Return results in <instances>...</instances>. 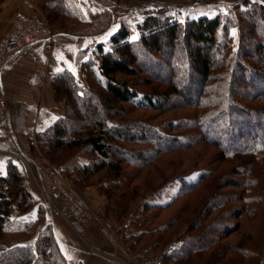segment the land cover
Returning a JSON list of instances; mask_svg holds the SVG:
<instances>
[{
	"label": "trees",
	"instance_id": "trees-1",
	"mask_svg": "<svg viewBox=\"0 0 264 264\" xmlns=\"http://www.w3.org/2000/svg\"><path fill=\"white\" fill-rule=\"evenodd\" d=\"M3 1L0 0V4ZM40 5L49 19L61 16L73 19L76 24L82 25L89 23L99 10H97L90 20L84 22L79 19L78 5L72 0H66V3L63 0H41ZM250 5L251 7L244 10L243 16H241L243 27L240 33H242V36L245 35L244 33H247L245 27L247 23L249 25L251 23L252 27L255 26L254 9L264 11V5ZM193 10V8H190L189 11L192 12ZM175 11L150 15L141 24H133L127 13L118 14L115 24L118 20L120 22V19L121 23L119 24L118 22V26L115 29L112 27L110 32L100 38L96 48L92 52L99 57V62L95 66L88 64L86 68L88 69V77L94 79V82L98 83L106 92L103 97V102H106V105L103 107L105 115H103L104 113L99 105H96L94 102L92 92H87L86 90L80 94L76 90L77 87L75 85L71 86L69 84L66 86L65 81L69 75L68 70H63L56 74L52 79L54 92L60 100H66L67 110L69 109L68 95H72V92L77 94L84 107L83 114L89 122L91 131L86 133L75 131L71 133L66 129L63 119L58 117L44 129L36 131L35 135L31 137L32 139L28 141L31 151L34 150V145L37 144L38 147H41L42 153L48 157L56 153L59 154L63 150V147L77 149L86 146L98 158L95 164L90 162L83 164L81 167H76L77 163L72 158H69L59 165L64 172L62 174L64 177L66 176L67 178V176L78 171L82 175V177L80 176L82 182L86 184L89 175L104 167H107L115 176L120 177L121 164L145 168L164 153L173 149L180 150V147L188 149L195 144L188 142L187 139L181 138V136L170 137V135L162 133L156 127L153 129L149 128L155 133L152 134L156 138V143L154 142L155 149L149 150L145 148L132 152L114 146L112 144L114 140L126 143L143 142L148 135L147 133L137 135L132 131L131 125L122 120L114 122L116 126H111L110 122L113 121L109 117L117 102L131 104V107L135 109L162 110L165 101L169 100L171 92H174L184 100V105L196 109L207 106L216 107L220 105L219 102H225V110L221 114H214V119L228 116L229 121L234 122L236 127L238 126L237 122L242 119V116L248 121L256 117L258 111L237 103L232 98L233 96L231 97V94H235L236 96L238 94L232 93L230 90H234L235 86H245L250 90V94L245 95L248 96L245 97L246 100H264V44L257 42L256 46L260 56H257L253 50L247 49L246 44H239V52H236L235 55L229 51L230 47L227 41L228 26L224 22L222 23L220 15L208 16L207 14H200L195 18L187 17V19L183 20L179 18L181 10H178L176 14ZM121 15H126V18H121ZM262 17H264V12ZM133 27L136 28L138 33V38L135 40H131L130 38ZM109 34L108 43L110 44V48L108 47L105 50L106 44L103 40ZM179 43L181 44L180 47L178 46ZM151 52L158 56L160 55L173 70L176 68L179 72L182 71L181 73L185 71L183 75L186 84L181 85L184 82L182 80L180 83L175 82L173 80L174 74L168 75L161 80L164 83H168L169 88L162 95H158L140 92L127 82L116 78L117 75H135L137 73V69L134 67L135 64L148 71L153 70L150 66L155 65L156 59L152 58ZM239 55H242L243 59L246 58L254 61L255 66L249 67L247 65L249 61L247 60L243 62L238 60ZM147 60L148 63L146 62ZM222 86H227L226 90L229 93L225 94V96L216 95L214 90L223 88ZM211 89H213L211 93H214L217 98H215L214 104L207 105L205 103L206 99H203V97ZM192 96H194L193 100ZM211 121L210 119L209 122ZM133 124L132 126L136 125ZM174 125L179 126L178 123ZM186 125L187 127L191 126L200 130V141H197L196 144L203 142L220 147L225 159H240L239 156L247 154L246 157H248L253 167L264 163V129L257 130V133H247L249 134V138L245 139L240 133L241 128L234 131L231 126L232 129H229L228 138H226L227 136L224 138L221 136L223 140H220L218 137L212 135L211 130L205 124L200 125V122H198L196 125L193 123ZM251 134L252 136H250ZM148 138L147 140H150ZM161 140V145H165L167 140H171L172 142H179L180 147L162 149L160 148L161 146H158V142ZM111 153L114 155L113 159L110 158ZM4 155L7 157V161L4 171L0 172V181L7 184V194L0 189V255L4 251L14 247L16 243H23L26 247L31 248L32 241L35 240L40 246V264H51L49 257L51 240L53 239L52 222L49 221V217L51 216L35 185L30 180L25 167L13 157ZM50 158L52 159V157ZM253 167L249 164L247 165V172L244 173L247 175V178L242 183L243 194L237 199L224 196L225 194L218 193V190H215L219 183L215 180L213 176L214 170L210 167L202 166L197 168L194 179L189 178L192 172L176 176L171 180L176 179L180 181L178 190L164 203H145L144 208L140 210L142 211L138 218V221L141 219L140 222H136V219L132 218L127 225L125 222L118 223V220L113 218L117 222L116 232L120 235V244L135 257L142 256L151 251L153 247L160 244V237L152 239L153 241L145 239V246H141L142 248L139 247L138 243L149 234L157 235L171 228L184 210H195L196 202L194 203L195 200L192 199V205L188 206L189 203L185 204L183 211L173 216L169 222L157 225L151 229L145 228L151 221L145 218L146 212L164 211L179 198L188 197L201 186H205L204 189H209L210 192L202 199V203L194 216L195 221L192 224H188L177 235L179 237L176 236L175 241L171 242L173 244L166 245L163 254V264L164 261L171 263L186 261L194 255L198 258L199 256H204V262L214 264V257L216 259L215 262L224 259L226 257V250L230 251L231 249L241 254L245 259L255 257L258 261L257 264H264L263 249H260L259 252H254L240 243H223L227 235L240 228L241 222L239 220L242 217L261 218V216H264V191H255L261 182L254 175ZM236 170L238 172L241 171L239 168H236ZM76 179L75 177L71 181L76 182ZM26 180L36 193L34 190L31 191L28 188ZM167 184L161 186L159 192L156 190L158 192L157 196L161 194ZM55 200L57 203L59 202L58 199ZM235 201L242 204L240 207L232 209V212L229 214L230 217L227 220L221 221V218H218L209 222L202 228V231L195 234L190 233L197 226H200L202 222H206L213 212L221 211V209L228 211L229 208H224L223 206ZM11 202H15L19 207L20 213L16 216L10 215L9 205ZM33 235L36 236L35 239Z\"/></svg>",
	"mask_w": 264,
	"mask_h": 264
},
{
	"label": "rangeland",
	"instance_id": "rangeland-1",
	"mask_svg": "<svg viewBox=\"0 0 264 264\" xmlns=\"http://www.w3.org/2000/svg\"><path fill=\"white\" fill-rule=\"evenodd\" d=\"M63 1L64 3H66V0ZM116 1L123 3H133L149 0ZM167 1L176 6V8L174 9L176 10L175 14L178 10H181V15L179 18L183 20L187 19V17L195 18L200 14H207L208 16L220 15L222 23L224 22L228 26L227 41L230 47L229 51L236 55V52H239V44H246L247 49L253 50L257 56H260V53L258 54L256 45L258 44L257 42H261L264 44V17H262L264 11L254 9L255 13L253 11V14H255V28L251 26V23L250 25L247 23L245 25L247 33H244V36H242V33H240L242 30L241 28L243 27L241 23V16H243L242 14L244 10L251 7L250 4L264 5V0H199L200 3L194 4L193 7H191L194 9L192 12L189 11L190 8L186 5L191 3L193 0ZM34 2L35 4H38L36 5L37 7H34V5H29V8L33 11L38 10L47 22L48 26L54 32L62 31L66 35V33L72 30H78L79 28L84 26L82 24H76L73 19L71 20L70 18L61 16L49 19V17L46 16L45 11L42 10V6L40 5L41 0H35ZM116 18L113 23L114 29L118 26L117 23L119 22L118 20V22L115 24ZM121 18L125 19L126 15H121ZM120 23L121 19L119 24ZM132 31L133 32L130 38L131 40H135L138 38V33L136 31V28L134 27ZM66 36L72 40V43L76 48V53L74 54L76 57L69 56L68 58L67 56L65 59L63 57H60L61 65H63V61H65L72 68V71L67 68L63 69L69 71V75L65 81V83L67 84L66 86H68L69 84H71V86L75 85V87H77L76 90L80 94L81 92H85L86 90L87 92H92L94 102L96 103V105H99L102 112L104 113L103 107L104 105H106V102H103V97L105 96L106 92L103 90V88L100 87L98 83L94 82V79L88 77V69L86 68V65L88 64H93V66H95L96 63L99 62V57L92 53L95 48H90L86 43H83V45H81L76 38L69 35ZM109 37L110 34L103 40V42L106 44L105 50L108 49V47L110 48V44L108 43ZM43 43L52 46L53 41ZM178 46L180 47L181 44L179 43ZM151 56L153 59H156L155 65L150 66L153 70L148 71L143 67H139V65L135 64L134 67H136L137 69V73L135 75H117L116 78L120 81L127 82L140 92L158 95H162L167 91V88H169V84L164 83V81L161 80L168 75L171 76V74H174L173 80L175 82L180 83L182 80L184 82L181 83V85L186 84V80H184L185 77L183 75L185 74V71L184 73H181L182 71L179 72L178 69L176 70V68L174 69V71L171 67H169V64H167L160 55L159 57L155 53L151 52ZM238 60L242 62L247 60L249 61V63H247L249 67L255 66L254 61L246 58L243 59L242 55H239ZM146 62L148 63V60ZM155 73L158 74V76H156ZM226 87L227 86L218 88L214 90V93H216V95L225 96V94L229 93L226 90ZM51 89L53 101L61 105V115L59 117L63 119L66 129L71 133L75 131L83 133L90 132L91 128L89 122L83 114L84 107L77 94L72 92V95H68L69 109L67 110L66 100L59 99L57 94L54 92L52 82ZM233 89L234 90H230V92L232 91V93H236L238 94V96H236L235 94H231V97L233 96L232 98L237 103H240L246 107L249 106L255 111H258V115L250 121L242 116V119L237 122V127L235 126L234 122L229 121L228 116H222L220 118L218 117L217 119H214V114H221V112L225 110V102H219L220 105L216 107L207 106L196 109L184 105V100L174 92H171L170 99L165 101L162 110L145 108L135 109L131 107V104L117 102L109 117L113 121L110 122L111 126H116L114 122L122 120L129 123L131 125L130 127L132 128V131L137 135L147 133V137H149L148 139L150 140H147V137L143 142L136 141L126 143L119 140H114L112 142L114 146H118V148H121L122 150L132 152L145 148H148L149 150L155 149L154 142L156 143V138L154 137V135H152L155 133L149 128L153 129L156 127H158V129L162 133L170 135V137L181 136V138H185L188 140V142L195 144L188 149H183L184 147H180L178 144L179 142L177 141L172 142L171 140H167L165 145H161V140V143L158 142V146H161L160 148L162 149L167 147H180L181 149H173L172 151L162 154L158 159L154 160L145 168H140L135 165L121 164L120 177L115 176L111 171L108 170L107 167H104L102 169L94 171V173L89 175L88 182L86 184L82 182V175H80L78 171L72 173L70 176H67L68 179L66 178V176L64 178L68 180L71 186L75 187L78 194L86 201L88 205L93 208V210L99 217L100 223H102V225H105L116 239L120 235L116 232L117 222L114 219L118 220V223L125 222L127 225L130 223V220L132 218L136 219V222H140L141 219L140 221H138L140 213L142 212L140 210L144 208L145 203H164L168 199H170L178 190L180 181L171 179L179 175L187 174L189 172H192L189 178L194 179L196 177V169L202 166L210 167L214 170L213 176L215 177V180H217V183H219L218 187L215 189L218 190V193H223L225 194L224 196L237 199L243 194L242 183H244L247 178V175L244 174L247 172V165L249 164L251 167H253L250 164V160L248 159V157H246L247 154H242L241 156H239L240 159H225L222 155V150L220 147L203 142L196 144L197 141H200V130L191 126L187 127L186 125L190 123L196 125L198 124V122H200V125L205 124L211 130L212 135L218 137L220 140H223L222 137L224 138L227 136L226 138H228L229 131L232 129L231 126L233 127L234 131L238 130V128H241L240 133L245 137V139L249 138V134L247 133H257V130H263L264 100H246L245 97L248 96L245 95L250 94V90L245 86H235ZM212 91L213 89L208 90L206 92V95L203 97V99H206L205 103L207 105L214 104L215 98H217L214 93H211ZM193 99L194 96H192V100ZM103 115H105V113ZM210 119L212 120L211 122H209ZM133 123L136 125H134ZM176 123H178L179 126H175L174 124ZM132 124L134 126H132ZM250 136H252V134ZM26 139L29 141L32 138L28 137ZM29 144V142L26 144V152L30 156L33 163H40L45 167L55 168L61 174H63L64 172L59 167V165L64 163L69 158H72L74 162L77 163L76 167H81L83 164H88L90 162H93L95 164L98 160V158L89 149H87L86 146L77 149H67L66 147H63V150L60 151L59 154L56 153L47 157L44 155V153H42V149H40L41 147H38L37 144L34 145L35 148L33 151H31V149L29 148ZM113 156V153H111L110 158L113 159ZM49 157H52L53 160L51 158L49 159ZM236 168H239L241 171L238 172ZM253 168L254 175L258 177L259 181L261 182V184L256 187L255 191L262 192L264 191V163ZM75 177L77 178L76 182H74L73 180L72 182L71 179H75ZM26 183L31 191L34 190L32 187H30L27 180ZM166 183L168 184L164 187L161 194L157 196L158 192L160 191L159 188ZM204 188L205 186H201L190 196L179 198L175 203H173L164 211H147L145 214V218L151 221L145 228L151 229L157 225L166 224L167 222H169L173 216L183 211V206L185 204L189 203L188 206L192 205V199L195 200L194 203L196 202L195 210H184L182 214L179 215L178 219H176L171 228L165 230L162 233H158L157 235L149 234L145 236L140 241V243H138L139 247L145 246V239L154 240V238L156 239L160 237V244L156 247H153L152 250L148 253H164L166 245L170 244L172 241H175V239L179 237L177 235H179L188 224H192V222L195 221L194 216L196 215L198 207H200L202 203V199L210 192L209 189L205 190ZM241 204L242 203L238 201L227 203L223 207H228V211H225V209H221V211L213 212L212 215H210V217L206 220V222H202L200 226H197V228L190 233L195 234L202 231V228H204L209 222L214 221L218 218H221V221H224L225 219L227 220L230 217L229 214L232 212V209L234 207H240ZM186 215L187 217H185ZM237 220L239 219L237 218ZM239 221L241 222L240 228L237 231L227 235L223 243H240L246 246V248L253 250L254 252H259L260 249L264 250V216H261V218L244 216ZM93 226L97 228L99 227V225L97 224ZM32 242L36 241L34 240ZM36 243H34V245L37 246L40 254V246L38 245V243L36 245ZM34 245L32 243V246ZM37 253L38 251L35 252V254ZM225 253L226 257L224 259L218 260L217 262H215L216 259H214V257V264L258 263L257 258L249 257L245 259L241 254L232 249L230 251L226 250ZM19 256L20 254L17 253L13 254L11 257H8V264H14L15 259ZM195 256L196 255L192 256L186 261L178 263L164 261V264H207V262H204V256H199V258ZM25 257L27 256L24 255V258ZM0 264L7 263L6 261L1 263L0 260Z\"/></svg>",
	"mask_w": 264,
	"mask_h": 264
},
{
	"label": "crops",
	"instance_id": "crops-1",
	"mask_svg": "<svg viewBox=\"0 0 264 264\" xmlns=\"http://www.w3.org/2000/svg\"><path fill=\"white\" fill-rule=\"evenodd\" d=\"M35 0H4L0 4V35L9 26L12 14H28L32 11L28 2L37 7ZM78 5L79 19L86 22L97 12L98 8L91 0H72ZM75 46L72 40L62 31L58 32L52 46L43 42L35 43L25 50L13 55L7 62L3 74L2 85L7 96L10 110V124L13 139L0 129V148L11 150L14 142L26 151L28 140L38 130L50 125L60 113V104L53 101L51 82L53 77L64 68L72 71L69 64L60 57L75 56ZM76 57V56H75ZM7 157L0 154V172L6 167ZM52 222L53 239L49 257L51 264H67L68 260L75 264H116L106 258L90 254L85 249V243L110 253L113 247L100 233L99 228L80 224L72 229L59 217H49ZM36 236L34 237V239ZM119 238V239H118ZM117 241L121 243L118 236ZM36 242H33V245ZM37 245V243H36ZM37 254H35L36 251ZM19 253L14 264H40L41 253L37 246L26 247L23 243H16L14 247L0 255L1 263L8 257ZM24 255L27 257L24 258ZM12 264V263H10Z\"/></svg>",
	"mask_w": 264,
	"mask_h": 264
},
{
	"label": "built area",
	"instance_id": "built-area-1",
	"mask_svg": "<svg viewBox=\"0 0 264 264\" xmlns=\"http://www.w3.org/2000/svg\"><path fill=\"white\" fill-rule=\"evenodd\" d=\"M98 7L97 14L78 30H72L66 35L76 38L79 44L86 43L90 48H96L100 38L110 32L118 14L127 13L133 24H141L146 17L173 11L176 6L167 0H149L144 2L123 3L116 0H91ZM200 3L193 0L186 6L191 8ZM28 5H31L29 2ZM37 10L28 14L16 13L10 19L8 29L0 36V129L13 139L10 124V110L2 85V74L8 60L15 54L39 42H52L57 36ZM11 150L0 148V154H6L18 160L27 170L30 180L35 185L46 209L51 217H59L72 229L80 224L99 225L100 232L113 247V252L106 253L85 243V249L90 254L102 256L116 264H163L164 253H147L139 257L131 255L110 233L105 225L100 223L93 208L78 194L75 187L55 168L33 163L30 156L14 142ZM0 189L7 194V184L0 181ZM55 199H58V203ZM11 216L20 213L15 202L9 205ZM67 264H75L68 260Z\"/></svg>",
	"mask_w": 264,
	"mask_h": 264
}]
</instances>
